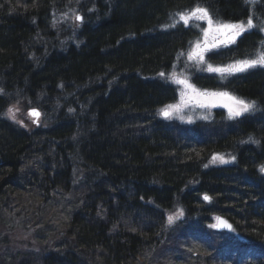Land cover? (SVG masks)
Listing matches in <instances>:
<instances>
[{
    "label": "trees",
    "instance_id": "obj_1",
    "mask_svg": "<svg viewBox=\"0 0 264 264\" xmlns=\"http://www.w3.org/2000/svg\"><path fill=\"white\" fill-rule=\"evenodd\" d=\"M76 1L0 0V220L23 196L72 197L68 224L47 240L38 225L18 247L0 233L12 253L0 264H264V67L206 68L255 59L264 30L207 51L199 67L188 55L201 28L179 21L200 6L214 21L264 25V0H82V23L59 22ZM174 75L256 109L168 120ZM15 104L39 109L42 123L6 118ZM216 154L235 162L210 167ZM220 216L232 232L213 227Z\"/></svg>",
    "mask_w": 264,
    "mask_h": 264
},
{
    "label": "rangeland",
    "instance_id": "obj_2",
    "mask_svg": "<svg viewBox=\"0 0 264 264\" xmlns=\"http://www.w3.org/2000/svg\"><path fill=\"white\" fill-rule=\"evenodd\" d=\"M81 1L82 0H77L76 1L77 3L75 2L71 8H69L65 12L61 13L57 17L58 21L66 24V25H72L74 23H77L76 17L79 14H81L77 11V8H78V4ZM81 17H83V16H81ZM83 21H84V18H83V20H81L80 23H82ZM179 21L184 22L180 19V16H179ZM191 23H194V24L200 26L202 34H201V38L195 43L190 54L188 55V61H192L197 66L200 67V66H202L203 62L205 61V53L206 52H204L203 61H200V60L194 58L195 53L198 50V46L200 48H203L206 43L209 45L213 44V43H218V39H223V37L222 36L217 37V34H215V33H211V34L206 36L205 32L208 29L207 21L196 20L195 18H193L192 20H190L188 23H185V24L188 25ZM246 31H250V30H246ZM235 42H236V40H235ZM228 45H230V44H220L218 47L210 48L209 50L218 49V48L225 47ZM237 62H239V61H237ZM237 62L231 63L229 65L237 64ZM208 65H206V68L208 67ZM229 65L221 66V67H215L213 65L212 66L214 68H226ZM256 67H259V65ZM256 67H253V68H256ZM261 67H264V66H261ZM248 69H252V68H248ZM248 69H246V70H248ZM246 70H244V71H246ZM240 72H242V71H240ZM217 73L224 74V73H228V72H224V73L217 72ZM172 80L175 83H177V85L179 86V96H178V100L176 102L169 104V105H177L180 107L177 110H170L171 111L170 115L164 114V111L167 109V107L165 109H163L162 115L164 118H166L168 120H177V121H180L183 123H193V122L198 121V120H210V119H212L213 116L215 115V111H217V110H222V111L226 112V114L229 115L230 117H234V116L230 115L228 107L225 106L226 101L216 99L215 102L211 103V104L197 103L196 100L200 99V98L199 97L193 98L194 94L192 93L191 89H189L185 84L180 83L179 81H187L188 84L193 85L195 87V89H197L201 93L205 92V91H207V92H222V91L205 90V89H201L199 87H196L194 84H192L191 80L189 79V77L187 75H181V76L180 75H174L172 77ZM232 96H234V95H232ZM255 109H256V107H255ZM251 112H253V111L243 113L241 115H245V114H248ZM4 116L6 118H8L9 120H11V121H13L19 125L24 126L27 129L30 128L31 123L35 122L34 121L35 118L29 114V110L26 111V109L19 104H15V105L9 107L7 109V111L5 112ZM235 117H237V116H235ZM37 123H38V125H40L42 123L41 117L39 119H37ZM217 156H222L223 160L214 159V157H217ZM234 162H235L234 157H231L228 155H223V154H216L209 161L208 165L210 167H214V166L229 165V164H233ZM71 198L72 197H68V198L61 197L60 199L56 200L54 203L47 206L46 204H42L40 202L39 198L36 199V197H33V196H27L25 198V196H23L22 200H19V211H15L12 215H5L4 214L5 217H3L0 220V233L5 234V232H6V234H8V236L11 238L12 245L15 247L20 246L22 240L27 241L28 239L33 238L34 234L37 233L39 231V229H42L46 232L44 234V236H42L41 238H44L45 240H47V238H49L50 235H53V234L55 235L56 233H58V231H60L62 229V227L66 226L68 224L69 214L67 213L66 206L68 204L67 199H71ZM175 214H178V213H175ZM180 217L181 216H179L178 218H180ZM216 223H217V218L215 219V221L212 225H216ZM37 225H38L39 229L35 228ZM45 227H47V230L43 229ZM44 231L42 233H44ZM202 241L203 240L201 238L197 241H194V242L188 241L187 245H188V247H190V249L192 251H195V250L200 251L202 249L201 248L202 247ZM7 246H11V244L5 245V244H2L0 242V256L3 257V255L5 256V254H6L7 256L11 257L12 253H11V251H9ZM253 258L255 260H257L256 257H253ZM192 261L193 260L190 257H187L184 260L183 264H192ZM228 264H230V263H228Z\"/></svg>",
    "mask_w": 264,
    "mask_h": 264
},
{
    "label": "snow or ice",
    "instance_id": "obj_3",
    "mask_svg": "<svg viewBox=\"0 0 264 264\" xmlns=\"http://www.w3.org/2000/svg\"><path fill=\"white\" fill-rule=\"evenodd\" d=\"M246 3L250 5H256L258 0H245ZM195 18L196 20L207 21L208 29L205 32V35H209L211 33L217 34V37H223V39H218V43L213 44H205L203 48L198 46V50L195 53L194 58L203 61L204 52H207L210 48L218 47L220 44H231L234 43L236 38L244 33L246 30H251L259 27L260 30H264V25H256L251 16L247 19V21H241L239 23H224L219 21H214L212 15L209 13L207 8H203L197 6L194 10L188 13H180V19L185 23H188L190 20ZM77 20H83V17L77 16ZM174 25H169V27ZM264 66V52L260 53L255 59L251 60H242L237 62V64L229 65L226 68H214L211 64L208 65L207 70L210 72H240L244 71L248 68H253L256 66ZM161 76L164 74L161 73ZM180 83L185 84L189 89H191L194 97H199L197 99V103L201 104H211L214 103L216 99H220L222 101H226L225 106L228 107L229 113L231 116H240L243 113H247L255 110V102L248 103L242 99H239L235 96H232L228 92H199L195 87L191 84H188L187 81H179ZM180 106L177 105H169L167 109L164 111L165 115H170V110H177ZM11 111V110H10ZM32 115L39 116V113L36 110H33ZM14 118V117H13ZM214 159L223 160L222 156L214 157ZM261 171L264 172V166H262ZM205 200H209L210 197L207 195L204 196ZM183 215V210H180L178 214L169 215L168 223L172 224L179 216ZM219 219V218H218ZM213 227L217 228H231V225L226 221H221L220 223L213 225Z\"/></svg>",
    "mask_w": 264,
    "mask_h": 264
},
{
    "label": "water",
    "instance_id": "obj_4",
    "mask_svg": "<svg viewBox=\"0 0 264 264\" xmlns=\"http://www.w3.org/2000/svg\"><path fill=\"white\" fill-rule=\"evenodd\" d=\"M79 21H81V20H79ZM33 110H36L38 113H39V116H34V115H32V112H33ZM30 114L33 116V117H35L36 119H38L39 117H40V115H41V112L38 110V109H32V110H30ZM205 196V195H204ZM208 196V195H207ZM209 197V196H208ZM210 200H211V198L209 199V200H207L208 202H210ZM221 221H226L223 217H219V219H218V221H217V224L218 223H220ZM227 222V221H226ZM228 224H230L231 225V228L229 229V228H217L216 227V229L217 230H219V231H231L232 230V224L231 223H229V222H227Z\"/></svg>",
    "mask_w": 264,
    "mask_h": 264
},
{
    "label": "bare ground",
    "instance_id": "obj_5",
    "mask_svg": "<svg viewBox=\"0 0 264 264\" xmlns=\"http://www.w3.org/2000/svg\"><path fill=\"white\" fill-rule=\"evenodd\" d=\"M220 217H222V216H220Z\"/></svg>",
    "mask_w": 264,
    "mask_h": 264
}]
</instances>
